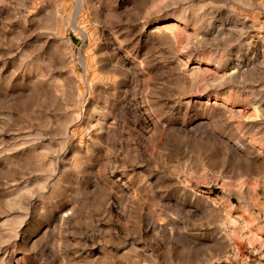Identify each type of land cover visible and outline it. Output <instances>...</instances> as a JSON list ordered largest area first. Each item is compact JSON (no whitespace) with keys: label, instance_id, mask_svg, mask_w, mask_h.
<instances>
[{"label":"rangeland","instance_id":"obj_1","mask_svg":"<svg viewBox=\"0 0 264 264\" xmlns=\"http://www.w3.org/2000/svg\"><path fill=\"white\" fill-rule=\"evenodd\" d=\"M0 264H264V0H0Z\"/></svg>","mask_w":264,"mask_h":264},{"label":"bare ground","instance_id":"obj_2","mask_svg":"<svg viewBox=\"0 0 264 264\" xmlns=\"http://www.w3.org/2000/svg\"><path fill=\"white\" fill-rule=\"evenodd\" d=\"M172 26H173V23H172V22H166V23L163 25V27H165V28H172Z\"/></svg>","mask_w":264,"mask_h":264}]
</instances>
